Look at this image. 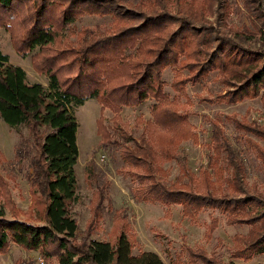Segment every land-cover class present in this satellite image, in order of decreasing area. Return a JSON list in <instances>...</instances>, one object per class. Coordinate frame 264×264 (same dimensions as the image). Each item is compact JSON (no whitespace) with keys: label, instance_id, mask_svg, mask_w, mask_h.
Wrapping results in <instances>:
<instances>
[{"label":"trees","instance_id":"obj_1","mask_svg":"<svg viewBox=\"0 0 264 264\" xmlns=\"http://www.w3.org/2000/svg\"><path fill=\"white\" fill-rule=\"evenodd\" d=\"M249 2L264 23V0ZM217 3L221 7L225 1ZM189 7L187 0H0V28L9 34L19 55L35 51L31 65L47 79L46 86L29 82L26 71L0 49V118L15 131L20 126L28 131V138L15 147V158L28 155L29 148L32 151L29 194L38 206L35 218L40 221L17 214L8 177L0 172V253L15 244L44 259L52 257L57 264H164L154 252H132L133 232L119 210L113 217V240L92 237L104 212L103 200L107 202L105 184L95 189L84 234L76 237L77 224L69 212V204L77 199L76 121L70 107L87 98L113 114L110 125L98 116L96 132L101 146L118 148L125 171L139 182L133 191L135 201L180 205L188 217L203 208L216 209L228 225L247 227L245 234L233 236L229 260L185 247L187 264H235L232 259L249 261L264 253V195L242 184L243 163L216 123L211 121L205 166L198 175L186 169L185 157L176 153L181 142H197L188 115L178 103L177 97L185 95L184 84L216 72L224 84L233 83L231 90L216 96L217 101L236 103L257 97L264 88V46L245 47L219 37L215 30L206 31L195 22L200 18L194 19ZM85 15L110 16L112 24L107 33L87 27L68 31ZM167 67L189 72L172 79L173 98L164 92L161 79ZM147 100L152 101L150 118L143 120V132L135 139L119 112ZM227 119L264 142V130H248L234 118ZM245 142L264 169V148L249 138ZM172 160L178 163L179 173L164 183L157 175L163 174L158 162ZM4 161L0 151L1 166ZM92 178L93 171L85 169L89 187L96 182ZM214 228L212 219L209 232ZM171 264L181 261L176 258Z\"/></svg>","mask_w":264,"mask_h":264},{"label":"rangeland","instance_id":"obj_2","mask_svg":"<svg viewBox=\"0 0 264 264\" xmlns=\"http://www.w3.org/2000/svg\"><path fill=\"white\" fill-rule=\"evenodd\" d=\"M189 10L195 21L202 24L206 31H217L219 37L233 40L245 47L258 49L264 46V23L261 13L255 10L250 0H187ZM217 1H225L218 7ZM198 6V7H197ZM184 6L181 5V9ZM141 8H137L139 10ZM174 9V5L172 6ZM178 14V13H176ZM110 16H82L68 27V31H78L84 27L107 33L111 26ZM214 34V33H213ZM215 35V34H214ZM70 40H74L73 37ZM74 43V42H73ZM76 45L72 44V46ZM0 49L7 54L11 63L21 66L27 74L29 82H40L47 85L44 75L36 72L30 62V54L21 56L13 48L9 34L0 28ZM188 76L186 69L167 67L161 72L164 82V92L173 98L176 94L171 90L170 83L174 76ZM224 84L216 72H210L197 83L184 84L185 95L178 98L182 110L188 115V121L197 135V142L183 141L176 147L177 156L185 157V166L194 175H198L201 166H205L207 148L210 142L212 124L216 123L223 136L227 139L236 157L241 160L244 168L242 184L249 190L264 195V169L256 158L253 149L246 145L249 138L264 148V142L245 129H237L227 118H234L236 122L244 124L248 130L258 128L264 130V88L254 98H246L236 103L217 101L216 96L224 91L231 90L233 83ZM216 100V102H215ZM152 101L147 100L135 107H123L119 112L120 119L125 122L126 131L133 138L143 132V120L150 118L149 108ZM75 117V143L77 158L74 165L76 179V201L69 204V212L77 224L76 237L84 234L90 200L94 199L95 189L105 187L103 193L107 197L103 200L104 212L93 231V238L97 240H113L111 227L115 211L124 212L131 232H133L132 252L151 251L159 256L164 264L179 258L181 264H187L188 256L185 247L192 250L200 248L207 255L227 261L230 259L229 250L233 245V236L245 234L247 227L241 224L228 225L224 215L210 208H203L193 216L182 214L180 205L163 206L158 202L140 201L133 199V191L139 186L135 177L125 171L124 164L119 157L118 148L101 146L100 135L96 132V120L102 116L105 124H111L112 113L107 109L101 110L93 98L85 99L82 104L70 107ZM141 120V121H140ZM28 138V131L20 126L18 131L10 128L0 118V151L4 155V164L0 172L7 176L10 183V194L14 201L17 214L22 218H29L35 223L40 222L38 206L29 194V154L20 159L15 158V147L19 141ZM110 145V144H109ZM2 164V163H1ZM163 174L157 175L164 183L175 179L178 163L175 161L158 162ZM93 171L92 181L88 186L84 179L85 169ZM124 169V170H123ZM96 189V190H97ZM33 212V213H32ZM9 216V215H8ZM212 219H215V228L209 232ZM235 264H264V253L255 254L249 261L232 259ZM57 264V261L48 257L44 259L36 251H28L11 244L0 253V264Z\"/></svg>","mask_w":264,"mask_h":264}]
</instances>
